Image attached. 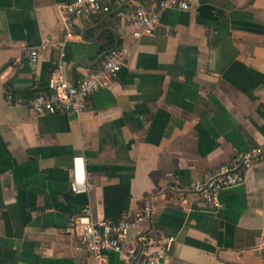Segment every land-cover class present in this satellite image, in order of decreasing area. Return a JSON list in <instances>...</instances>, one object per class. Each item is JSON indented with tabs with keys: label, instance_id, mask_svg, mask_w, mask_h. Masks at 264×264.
Returning <instances> with one entry per match:
<instances>
[{
	"label": "crops",
	"instance_id": "obj_1",
	"mask_svg": "<svg viewBox=\"0 0 264 264\" xmlns=\"http://www.w3.org/2000/svg\"><path fill=\"white\" fill-rule=\"evenodd\" d=\"M73 1L0 0V264H92L72 221L86 205L95 218L135 215L147 195L146 228L176 236L160 264H264V157L218 208L190 189L264 148V0H195L139 38L115 14L76 17L67 40L60 8ZM108 31L130 53L84 112L39 115L9 100L46 90L59 65L77 83L107 56ZM26 47L39 49L36 61ZM75 175L88 192L72 191ZM144 228L130 231V249Z\"/></svg>",
	"mask_w": 264,
	"mask_h": 264
},
{
	"label": "built area",
	"instance_id": "obj_2",
	"mask_svg": "<svg viewBox=\"0 0 264 264\" xmlns=\"http://www.w3.org/2000/svg\"><path fill=\"white\" fill-rule=\"evenodd\" d=\"M195 0H157L150 4H141L132 11L123 8L122 0H74L60 8L66 31V39L76 38V17L115 14L135 27L133 36H154L166 9L190 10ZM64 42L61 43L63 47ZM25 54L36 61L40 51L37 47H26ZM130 53L128 45H119L108 51L102 64L88 69L78 80L72 83L60 70V65L50 75L47 89L35 91L31 95L14 98L11 102L26 105L39 115L52 113L81 114L87 108L88 99L102 89L108 88L115 81L124 67ZM65 56L64 51L61 57ZM264 157V148L253 147L239 152L230 161L221 164L217 170L204 180L195 181L190 189L200 202L211 208L220 207V194L243 185L248 180L249 172ZM86 177L75 175L71 189L75 193H86L91 188ZM154 195H147L141 210L135 215H123L117 219L95 218L90 205L71 223L73 228H80L86 249L95 260L92 264H108L105 253L113 251L120 255V264H160L169 254L176 236L163 231L146 228L154 217ZM145 226L138 234L136 248L130 249L128 236L134 228Z\"/></svg>",
	"mask_w": 264,
	"mask_h": 264
},
{
	"label": "trees",
	"instance_id": "obj_3",
	"mask_svg": "<svg viewBox=\"0 0 264 264\" xmlns=\"http://www.w3.org/2000/svg\"><path fill=\"white\" fill-rule=\"evenodd\" d=\"M106 43L102 46L103 49L111 50L114 47L121 45V42H115V36L110 31L107 32Z\"/></svg>",
	"mask_w": 264,
	"mask_h": 264
}]
</instances>
